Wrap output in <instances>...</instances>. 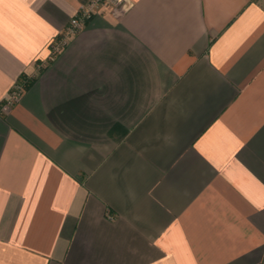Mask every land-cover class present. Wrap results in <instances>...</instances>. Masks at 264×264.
Returning a JSON list of instances; mask_svg holds the SVG:
<instances>
[{
    "label": "crops",
    "instance_id": "crops-1",
    "mask_svg": "<svg viewBox=\"0 0 264 264\" xmlns=\"http://www.w3.org/2000/svg\"><path fill=\"white\" fill-rule=\"evenodd\" d=\"M88 1L0 0V264H264V0Z\"/></svg>",
    "mask_w": 264,
    "mask_h": 264
},
{
    "label": "built area",
    "instance_id": "built-area-1",
    "mask_svg": "<svg viewBox=\"0 0 264 264\" xmlns=\"http://www.w3.org/2000/svg\"><path fill=\"white\" fill-rule=\"evenodd\" d=\"M131 6L132 3L130 0H89L80 6L77 15L70 20L66 33L58 36L51 42V53H58L66 45L67 36L77 34L94 14L105 10L114 17H119L121 14L128 11ZM25 85L26 81L24 80L14 85L8 99L5 100L6 102L2 107L3 111H7L8 108L15 103Z\"/></svg>",
    "mask_w": 264,
    "mask_h": 264
}]
</instances>
